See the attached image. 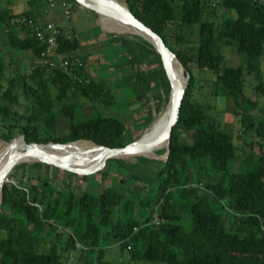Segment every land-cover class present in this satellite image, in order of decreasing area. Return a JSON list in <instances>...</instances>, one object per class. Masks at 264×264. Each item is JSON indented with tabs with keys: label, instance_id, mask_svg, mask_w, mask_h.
Masks as SVG:
<instances>
[{
	"label": "trees",
	"instance_id": "obj_1",
	"mask_svg": "<svg viewBox=\"0 0 264 264\" xmlns=\"http://www.w3.org/2000/svg\"><path fill=\"white\" fill-rule=\"evenodd\" d=\"M126 5L177 55L187 79L169 146L164 147L162 141L158 145L160 150H149L137 156L136 162L105 159L95 165L103 166L98 171L99 180L87 175L94 166L62 169L41 162L22 163L23 167H35L38 173L30 183H4L0 201V264H64L57 237L50 239L57 228L68 231V247L77 249L76 242L82 246L78 249L85 253L83 264H112L105 258L104 243L128 251L134 264H264V154L238 156L233 136L217 128L204 106L192 100L195 76L190 68L194 61L199 68L217 70V82L238 109L235 113L242 130L264 139V120L256 121L251 113L256 102L243 93L246 73L259 79L256 89L264 93V82L260 80L264 0H221L225 13L218 26L201 20L202 0H126ZM45 8L47 0H28V8L22 12H14L9 6L0 7V46L11 56L25 54L33 63L20 79L8 80L1 93L0 140L9 141L21 133L28 143L86 140L112 148L138 139L139 136L130 135L119 117L105 115L102 110L116 104V90L127 87L134 100L142 104L147 93L153 91L154 110L158 113L170 94L162 56L140 36L136 40L110 32L108 42L118 46L115 53L121 57L114 66L130 72L109 83L99 74L89 75L87 57L76 54L81 42L74 28L60 26L57 51L79 58L75 71L81 80L40 67L36 61L43 46L31 29L12 20L26 15L41 19L46 15ZM193 23H199L195 54L174 47L169 42L173 35L167 31L172 25L179 42L184 26ZM118 26L121 32V23ZM221 41L242 56L241 64L221 68L223 55L218 50ZM2 70L0 63V88ZM48 81L57 87L56 100L60 103L57 106L46 95ZM18 83L35 102L31 114L23 117L24 124L9 120V104L18 100L15 93ZM73 86L95 105L90 115L85 114L86 118L81 120L75 118L76 106L63 102ZM167 111L155 118L151 112L145 116L142 128L152 122L153 132L143 137L142 143L153 138ZM58 117H66L69 122L63 135L56 134ZM184 132L190 135V141ZM244 142L250 144L246 139ZM92 148L53 155L75 156ZM166 151V159H156ZM234 161L236 168L231 170ZM147 163H154V168ZM49 170L66 173L56 196ZM113 173L111 182L106 184L103 179ZM75 177L93 181L97 191L78 193L72 184ZM154 216L157 223L152 221Z\"/></svg>",
	"mask_w": 264,
	"mask_h": 264
},
{
	"label": "rangeland",
	"instance_id": "obj_2",
	"mask_svg": "<svg viewBox=\"0 0 264 264\" xmlns=\"http://www.w3.org/2000/svg\"><path fill=\"white\" fill-rule=\"evenodd\" d=\"M55 1L56 3H60L61 1L66 3L67 8H69L71 11L70 19H65L63 14L64 7H62L60 4H58L53 10L49 11L46 15H42L41 19L55 21L63 29L68 27L74 28L76 35L79 37L80 41L83 42V45L81 46L80 50L76 52V54L79 55L81 51H85L88 54L86 69L88 70L90 76L99 74V76H103L105 80L110 83L116 80V78H120L121 76L123 77L130 72V70L127 68L117 69L116 66H114V62L121 58L119 56L120 53L118 55L115 53L119 51V48L117 45L115 46L108 42V39L113 32L110 33L106 30L120 32V28L118 26L120 22L117 19L114 18V20H111L113 16L106 18V16L100 10H98V17L95 11L82 6L78 0ZM116 1L124 6L126 5V0ZM202 1L203 9L201 20L212 21L218 26L225 13V10L221 5V0ZM5 6L11 7L14 12H22L28 8V0H0V7ZM167 31L169 34L173 35L169 38V42L174 47L184 49L191 54H195L199 41V23L185 25L181 33L183 39L179 42L175 40L174 33L176 30L172 25H169ZM123 34L138 40L136 38L138 35L136 34ZM218 50L223 55L221 68L225 66H237L243 61L242 56L232 46L227 45L224 41L219 42ZM0 63H3V70L1 73L2 86L0 88L1 99V93L5 90L7 81L11 78L20 79L22 75L29 72L33 63L30 61L29 57L23 53H12L11 56L5 51L3 46H0ZM261 63L262 66L260 80L261 82H264V56L262 57ZM100 65L103 66L100 67ZM190 68L195 76L192 100L204 106L205 112L209 117L212 118L217 128L233 136L234 141L237 144L236 153L238 156L244 157L249 153L257 156L261 152L264 154V139L257 137L251 131H247L245 134V132L242 130L239 117L236 116L235 113L238 109L236 108L232 98L228 96L227 92L217 82V70L199 68L194 61L190 63ZM258 80L255 79L253 74L246 73L243 77V93L246 98L256 102L255 108L251 111V113L254 114L256 121H261L264 120V93L256 89V84L260 82ZM36 91L38 92V90ZM46 92L47 97L54 100L56 106L60 104L56 100L58 90L55 84L48 81ZM15 93L18 97V100L9 104L11 107V117L9 120L15 124H24L25 120L23 117L31 114L35 102L33 101L32 97L29 96V94L26 95L22 91L21 83L17 84V90ZM115 93L117 100L116 104L111 107H105L102 112L105 115L119 117L126 124L127 130L133 138L140 136L144 130L142 128V121L145 119V116L149 112H151L153 118H155L156 115H164L168 108V101H170V99H168L164 107L157 113L154 110L155 100L153 98V91L147 93L142 105L141 103L132 101L134 94L130 88L125 87L116 90ZM63 102L72 103L76 106L78 111L75 114V118L77 120L86 118L85 114L90 115L95 106L93 103L87 101V99L82 96L81 91L74 86L71 87L67 98ZM57 124L56 134L63 135L68 130V119L66 117H58ZM151 125L152 122L147 126L143 137L153 132L152 127H150ZM15 127L17 128L18 126ZM185 133L186 132H184V134ZM19 134L21 133L16 134V136ZM186 138L189 141L191 140V137L188 134L186 135ZM245 139L247 142H250V144H246L244 142ZM4 142L5 141L0 140V144ZM16 151V156L14 157L8 178L9 180H13L14 184H20L21 181L22 183H30L31 180L35 179L37 170L32 166L23 167L22 163H33L35 162L34 160L36 158L33 155L24 154V150L22 149H17ZM7 152L8 149L6 150V155ZM165 155L166 154H164L162 158H165ZM129 156L131 158L127 157L126 159H123L127 162H136L137 155ZM236 163L237 161L231 163V170L236 168ZM147 165L154 168L155 164L147 163ZM99 169H103V166L92 167L87 175H94V177L99 180L101 179V176L98 173ZM40 173L43 175L45 170L42 168ZM49 174H51V182L55 183L56 191H54L53 196H56L57 190L63 185V179L66 176V173L63 172V170H60L56 173H51V170H49ZM114 175L115 173L105 176L103 179L104 182L109 184L111 182V176ZM215 177L219 178L220 174L216 173ZM72 184L75 186V189L78 193L84 190L97 191L93 181L79 180L78 177H75L72 181ZM226 225L227 227L231 226V224L228 222ZM56 237L57 247L62 254V260L64 264L84 263L85 253L83 250L71 249L68 247L69 233L67 230L57 228V231L51 234L50 239H56ZM103 247L105 249V258L111 261L112 264H134V261L130 259L128 251L122 250L118 245L113 244L111 246L107 243H104ZM138 264L149 263L140 262Z\"/></svg>",
	"mask_w": 264,
	"mask_h": 264
},
{
	"label": "water",
	"instance_id": "obj_3",
	"mask_svg": "<svg viewBox=\"0 0 264 264\" xmlns=\"http://www.w3.org/2000/svg\"><path fill=\"white\" fill-rule=\"evenodd\" d=\"M78 1L83 6L91 9L92 11H95L98 17H99L98 9H107L111 14L116 16L118 19L123 20L130 27H132L135 30L134 34L142 37L143 39L147 40L153 45L155 50L162 56L163 61H164L167 79H168L169 87H170V94H169L168 99H172L173 101V114L169 118V121L164 131L157 138L153 139L149 143L138 144L137 142L141 138V135H140L138 139L122 147H112L111 148V147H106V146L96 144L97 147H99L105 152V155L93 157L86 162L78 160V159L72 160L66 157L55 156V155H41L39 153L37 154L33 149V146H36V145H49V144L65 145L70 142H66V143H53V142L28 143L25 140L24 134H19L13 137L12 139H10L9 141H5L4 143L9 145V149L6 155V161H5L4 168L0 174V201H1L2 188L12 168V163L14 161V157L16 156V152H17L16 150L20 146L23 148L24 154L34 155L36 157V159L34 160L35 162L49 164V165L59 167L62 169H83V168L95 166L105 159L122 158V157L116 156L117 154L136 155V154L141 153V151L145 149L146 150L149 149V150L156 152L159 150L158 145L164 140H166L165 147L169 146V140H170L172 127L178 119L179 108H180L182 96L184 93V88L187 82V79L184 78V82L182 84V81L179 79L180 77L178 75V70H181L182 77H185V75L183 72V67L181 65V62L178 59L177 55L168 48V46L164 43L162 38L156 32H154L151 28L146 26L138 18H136L131 13V11L126 5L125 7H122L121 5L117 3H111L108 1H104V0H78ZM106 31L113 32L118 35H124L117 31H110V30H106ZM165 154H166L165 158H159V159H166L168 156V151H166ZM144 156L148 157L147 155H144Z\"/></svg>",
	"mask_w": 264,
	"mask_h": 264
},
{
	"label": "built area",
	"instance_id": "obj_4",
	"mask_svg": "<svg viewBox=\"0 0 264 264\" xmlns=\"http://www.w3.org/2000/svg\"><path fill=\"white\" fill-rule=\"evenodd\" d=\"M58 4L64 7V17L66 20H69L71 11L67 8L64 1L56 3L55 0H47L48 8H45L43 13L47 14ZM17 21L31 29L39 44L43 46L37 59V65L45 67L48 70H58L74 80H81L80 75H77V71H75L76 65L80 64L79 58H70L66 54H61L57 51L56 35L60 32V25L57 22L34 18L32 15H26L20 19H13L12 23ZM67 33L69 34V31H67ZM6 182L14 184V181L9 180V178L6 179ZM198 186L201 185L199 184ZM152 221L157 223V217L154 216ZM76 248H82V246L76 242Z\"/></svg>",
	"mask_w": 264,
	"mask_h": 264
},
{
	"label": "bare ground",
	"instance_id": "obj_5",
	"mask_svg": "<svg viewBox=\"0 0 264 264\" xmlns=\"http://www.w3.org/2000/svg\"><path fill=\"white\" fill-rule=\"evenodd\" d=\"M104 1H108V2H111V3H117V4L121 5L122 7H125L124 5H122L121 3H119L116 0H104ZM98 10H100L106 16V18L110 17V16H113L115 19H117L121 23V32H122V34L123 33H132V34H134L135 30L132 27H130L123 20H120L116 16L111 14L107 9H98ZM178 75L180 77L179 79L182 81V84H183L184 77H182L181 70H178ZM172 114H173V101H172V99H170V101H169V110L167 111L166 115L164 116V118L162 119L161 123L157 127V129H156V131H155V133L153 135V138L150 141H152L153 139L157 138L164 131V129H165V127H166V125H167V123L169 121V118L171 117ZM144 134H145V131L141 135V138L138 140V142H137L138 144H144V143H142V139H143ZM149 142H147V143H149ZM164 143L166 144V140H164ZM67 144L68 145L65 144V146H60V147H57V146L52 145V144H49V145H36V146H33V149H34V151L37 154L39 153L41 155H53V154H62V153L74 152V151H78L80 149H84V148H87V147H94V148H92V149H90V150H88L86 152H83V153L75 155V156H68V157L67 156H61V157H66L68 159H72V160H77L78 159V160L85 161V162L90 160L93 157H98V156L105 155V152L102 149H100L99 147H97L96 144L91 142V141L78 140V141H75V142H70V144L69 143H67ZM7 149H9V145L8 144H6V143H1L0 144V174H1L2 170H3V168H4V165H5V161H6L5 160L6 154L5 153H6ZM17 149H22L23 150V148L21 146L18 147ZM147 151H149V149L142 150L141 153L136 154V155L140 156V155L146 153ZM164 154L165 153H163V155L161 157H159V158H162L164 156ZM55 156H59V155H55ZM116 156H118V157L121 156L122 158L126 159L125 155H123V154H117ZM159 158H157V159H159Z\"/></svg>",
	"mask_w": 264,
	"mask_h": 264
},
{
	"label": "crops",
	"instance_id": "obj_6",
	"mask_svg": "<svg viewBox=\"0 0 264 264\" xmlns=\"http://www.w3.org/2000/svg\"><path fill=\"white\" fill-rule=\"evenodd\" d=\"M81 42V46L83 45V42L82 41H80ZM78 52V51H77ZM81 57L82 56H85V57H87V60H88V54L85 52V51H81V53L79 54ZM87 68V67H86ZM88 71V70H87ZM132 101L133 102H136L135 100H134V98H132ZM138 103H141V102H138ZM141 105H142V103H141Z\"/></svg>",
	"mask_w": 264,
	"mask_h": 264
}]
</instances>
